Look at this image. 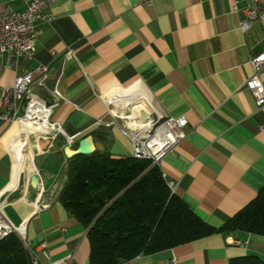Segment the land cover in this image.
<instances>
[{
	"label": "crops",
	"instance_id": "1",
	"mask_svg": "<svg viewBox=\"0 0 264 264\" xmlns=\"http://www.w3.org/2000/svg\"><path fill=\"white\" fill-rule=\"evenodd\" d=\"M28 1L8 0L15 11ZM245 5V0L48 4L36 23L33 58H21L19 65L26 71L46 66L43 86L34 83L31 92L47 104L54 100L53 90L59 92L50 119L62 133L34 151L33 169H21L12 187L7 133L14 123L0 118L3 210L14 225H24L42 264L68 255V264H88L86 229L57 198L79 141L87 138L99 154H132L118 125H106L113 118L103 94L113 86L137 84L151 112L186 119L184 138L157 166L166 183L174 184L173 193L209 225L220 227L264 187V104L257 106L243 86L252 72L248 59L264 51V33L257 23L241 29ZM14 76L0 63V114L1 94ZM259 77L264 84V69ZM66 136L73 141L67 143ZM33 174L35 187L29 184ZM41 243L48 258L37 251ZM247 254L264 259V235L214 233L119 264H168L170 259L173 264H226Z\"/></svg>",
	"mask_w": 264,
	"mask_h": 264
},
{
	"label": "trees",
	"instance_id": "2",
	"mask_svg": "<svg viewBox=\"0 0 264 264\" xmlns=\"http://www.w3.org/2000/svg\"><path fill=\"white\" fill-rule=\"evenodd\" d=\"M57 198L86 229L88 264H119L214 233L264 235V187L220 227H213L170 191L157 165L132 156H71ZM0 264H30L15 234L0 240ZM226 264H264V259L247 254Z\"/></svg>",
	"mask_w": 264,
	"mask_h": 264
},
{
	"label": "built area",
	"instance_id": "3",
	"mask_svg": "<svg viewBox=\"0 0 264 264\" xmlns=\"http://www.w3.org/2000/svg\"><path fill=\"white\" fill-rule=\"evenodd\" d=\"M52 1L29 0L21 11L12 9L8 0L0 2V63L3 68L15 72L11 87L3 90L1 94V103L4 109L0 118L10 123L34 115L31 112L36 106L39 110L40 98L31 92V87L34 83L43 86L46 66L39 65L34 71H26L21 69L19 60L33 58V41L38 33L36 23L41 20L43 11ZM245 1L246 17L240 23L241 29H247L252 23H257L264 33V0ZM233 9L236 11L235 6ZM248 62L252 72L245 79L243 86L254 96L256 105L262 106L264 104V84L259 77V72L264 69V51L251 56ZM34 74L37 75L36 78ZM59 98L60 94L56 91V99L49 104L51 110L57 105ZM123 108L125 109L122 113L112 114L113 119L106 125H118L121 133L129 139L132 146L131 156L135 159L149 160L151 164L158 165L160 160L171 152L185 136L184 127L187 122L183 116L162 115L148 109L147 117L141 119L135 116L137 106L130 104V107L123 106ZM45 128L44 138L51 139L58 132L62 133L60 125L54 121L46 123ZM39 137L42 138V135ZM66 141L71 143L73 136H66ZM167 186L173 193L174 184L168 182ZM6 198V196L0 197V240L9 234H15L29 254L30 264H42L37 252L29 246L24 225H14L5 214L3 206L6 203ZM46 206L43 204L42 208ZM37 251L43 257L48 258L45 243H41ZM70 258L71 255H68L50 264H68ZM173 263L174 259H170L168 262V264Z\"/></svg>",
	"mask_w": 264,
	"mask_h": 264
},
{
	"label": "bare ground",
	"instance_id": "4",
	"mask_svg": "<svg viewBox=\"0 0 264 264\" xmlns=\"http://www.w3.org/2000/svg\"><path fill=\"white\" fill-rule=\"evenodd\" d=\"M46 75L43 78V83ZM54 99H56V90L52 92ZM103 98L109 106L111 114L122 113L125 108L123 106L130 107L132 105L137 106L136 117L143 119L147 117V110L150 108L149 101L139 87L134 84L128 87L113 86L105 91ZM51 108L49 104L40 99L39 110L36 106L29 117L21 119L15 122L7 133V145L12 154V182L10 187L15 186L18 178V174L21 169L26 168L28 170L33 169V151L32 146L28 141L29 133L43 134L46 131V123H52L50 119ZM35 145V144H34ZM37 145V144H36ZM41 205L38 208H42Z\"/></svg>",
	"mask_w": 264,
	"mask_h": 264
},
{
	"label": "water",
	"instance_id": "5",
	"mask_svg": "<svg viewBox=\"0 0 264 264\" xmlns=\"http://www.w3.org/2000/svg\"><path fill=\"white\" fill-rule=\"evenodd\" d=\"M92 151V146L90 144V141L87 138H83L79 141L78 147L73 151V155L81 154V155H89L91 154ZM29 184L31 186H37L38 185V179L35 174L31 175L29 178Z\"/></svg>",
	"mask_w": 264,
	"mask_h": 264
},
{
	"label": "rangeland",
	"instance_id": "6",
	"mask_svg": "<svg viewBox=\"0 0 264 264\" xmlns=\"http://www.w3.org/2000/svg\"><path fill=\"white\" fill-rule=\"evenodd\" d=\"M40 135H42V138L39 137ZM45 137H47V136L45 135ZM50 140L51 139L48 138V137L47 138H44V135L43 134H39V133H29L28 134V141H29L30 145L32 146L31 149H32L33 152L36 151V150H38V149H41V147H42V150H43L44 149V147L42 146L43 143H45V144L47 143L48 144L50 142ZM32 160H33V158H32Z\"/></svg>",
	"mask_w": 264,
	"mask_h": 264
}]
</instances>
